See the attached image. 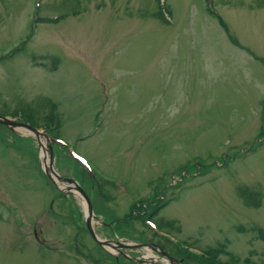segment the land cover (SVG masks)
<instances>
[{
	"label": "rangeland",
	"instance_id": "rangeland-1",
	"mask_svg": "<svg viewBox=\"0 0 264 264\" xmlns=\"http://www.w3.org/2000/svg\"><path fill=\"white\" fill-rule=\"evenodd\" d=\"M25 113L66 143L51 159L103 214L100 238L181 264L227 242L235 264H264V0H0V114ZM19 131L0 124V264H151L100 246L84 198L60 193ZM156 198L160 237L144 225Z\"/></svg>",
	"mask_w": 264,
	"mask_h": 264
},
{
	"label": "water",
	"instance_id": "water-1",
	"mask_svg": "<svg viewBox=\"0 0 264 264\" xmlns=\"http://www.w3.org/2000/svg\"><path fill=\"white\" fill-rule=\"evenodd\" d=\"M0 124H5L9 126L11 129L15 130L16 128L20 129H28L31 134L35 135L38 139V143L41 146L40 149H42V136L46 137L49 143V150L50 153L52 154V144L51 142L54 141L52 137H50L47 133L40 131L39 129L33 127L30 123L28 122H22V121H17V120H11L9 119L8 116H3L0 115ZM40 161L41 165L43 167L44 173L47 175V177L55 184L58 186V182L61 183H73L74 187L78 191V194L81 195L84 200L86 201L88 207H86V222L88 224V228L92 236L94 237L95 240L98 241V243L102 246L105 247L109 252L113 254H121L123 256L128 257L129 259H132L137 262H150L151 257L149 258L148 256H136L132 257L123 249H145L149 247L151 250H157L160 252L163 256L169 259L171 263H179L180 261L176 259L175 257L169 255L166 250L157 247L155 243H133V242H121L120 239L118 240H112V239H102L98 236L94 229V217L95 213L93 211L90 199L86 193V191L83 189L82 185L75 180L74 178L67 177V176H62L60 173L56 172L55 169L51 168L50 165L47 163V160L40 155ZM52 160V159H51ZM53 162V161H52ZM59 187V186H58ZM61 190H64L63 188L59 187ZM114 250V251H112ZM116 251V252H115ZM155 264V263H153Z\"/></svg>",
	"mask_w": 264,
	"mask_h": 264
},
{
	"label": "trees",
	"instance_id": "trees-1",
	"mask_svg": "<svg viewBox=\"0 0 264 264\" xmlns=\"http://www.w3.org/2000/svg\"><path fill=\"white\" fill-rule=\"evenodd\" d=\"M160 17L165 20V15L160 13ZM218 18L220 19V23L223 26V28L226 30V32H228L230 39L234 40V37L230 34V30L229 27L227 25V23H225V21L221 18V16L218 15ZM53 22L57 21V19H51ZM15 116L17 113H14ZM27 118L29 119V121H31L32 124H35V121L32 119V116L30 114H26ZM167 202V203H166ZM164 203H158V204H148L147 208L145 207V211L143 212L144 214H146L145 218H144V225L145 227L149 230V225L147 224L146 220L147 219H151L154 220L156 223V217H158L160 210L166 205L169 204V201H166ZM161 227V226H159ZM153 235L157 236V234L155 232H153ZM227 242H221L216 246H210L207 249L203 250V252L201 253V255H194L195 257H199V260H206V264H235L239 261V257L234 256L230 251L227 250ZM176 251L179 250V248L176 246H172ZM173 253V252H172ZM222 254H229L231 255V261L230 262H223L220 260V256ZM89 258H91L92 260H94V262L96 264H100L101 263V259L99 258H94L92 255H89ZM244 264H256L255 261H252L251 259L247 258L245 259Z\"/></svg>",
	"mask_w": 264,
	"mask_h": 264
},
{
	"label": "bare ground",
	"instance_id": "bare-ground-1",
	"mask_svg": "<svg viewBox=\"0 0 264 264\" xmlns=\"http://www.w3.org/2000/svg\"><path fill=\"white\" fill-rule=\"evenodd\" d=\"M42 156H44V158L47 160V163L50 165L51 168L55 169L56 172L57 169L54 168V163L52 162L51 160V153H50V150H49V143H48V140L46 137L42 136ZM64 189H66L67 191L71 192L73 191L74 192V188L71 184H69L68 182L66 184L64 183H60ZM66 186V187H65Z\"/></svg>",
	"mask_w": 264,
	"mask_h": 264
},
{
	"label": "flooded vegetation",
	"instance_id": "flooded-vegetation-1",
	"mask_svg": "<svg viewBox=\"0 0 264 264\" xmlns=\"http://www.w3.org/2000/svg\"><path fill=\"white\" fill-rule=\"evenodd\" d=\"M15 132V134H18L16 130H13Z\"/></svg>",
	"mask_w": 264,
	"mask_h": 264
}]
</instances>
